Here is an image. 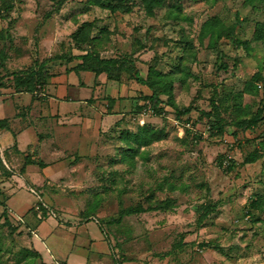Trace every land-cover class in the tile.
Listing matches in <instances>:
<instances>
[{"label": "rangeland", "instance_id": "obj_1", "mask_svg": "<svg viewBox=\"0 0 264 264\" xmlns=\"http://www.w3.org/2000/svg\"><path fill=\"white\" fill-rule=\"evenodd\" d=\"M85 53L149 68L163 111L63 132L57 157L45 147L43 183L24 172L5 191L0 264H47L16 223L40 222L38 200L56 215L42 252L53 264H264V0H0V92ZM77 81L59 71L46 94Z\"/></svg>", "mask_w": 264, "mask_h": 264}, {"label": "crops", "instance_id": "obj_2", "mask_svg": "<svg viewBox=\"0 0 264 264\" xmlns=\"http://www.w3.org/2000/svg\"><path fill=\"white\" fill-rule=\"evenodd\" d=\"M79 63L80 61L73 60L67 64L65 63L58 70V72H74L78 78L75 85L62 83L63 86L61 85L58 89L61 91L60 93L57 90L56 94L49 93L47 95L46 89L45 95L41 99H37L28 93H7L4 89L0 93V121H6L5 123L7 124V127L0 128V145H5L4 148L6 149V151H2L0 146V190L2 189L0 193L3 192L6 206L13 212L15 207L13 205L11 207L8 201L15 199V196L11 194L5 196V194L10 193L11 188L15 193L21 190V187L14 182V179L18 181V178L24 172L32 181L37 180L40 183H43L41 181L43 175L48 177L45 173V170L49 168L47 165V167L37 169V175L31 177V171L26 169L28 166H24L25 156L30 155L32 160L38 162L42 160L41 157L45 152L43 151L45 150L44 148L54 146L53 153L47 156L48 158L57 157L62 149H58L55 145L61 133L76 132L86 136H93L92 134L98 132L100 128L122 122V120L126 119V116L132 115L136 110V106H142L145 103L141 96L149 95L150 90L148 87L125 78H122L119 82L109 81L104 74L95 76L89 71L74 70L73 68ZM58 72L51 73V77ZM143 72L146 75V72L142 70L140 73L141 77H145L142 74ZM69 90H73L76 96L71 98L68 95ZM9 101H11L10 107L13 109V113L11 116H6V106L8 104H5ZM73 101L78 104H73V107L67 106L70 104H65ZM88 107L89 112L84 113ZM5 132H7V135ZM20 146L24 151H22ZM34 149L38 151L36 152ZM21 153L23 156L20 155ZM17 168L19 171H17ZM25 181L27 180L25 179ZM5 191L7 192L5 193ZM33 206H36V204H32L28 211L34 216L33 218L36 217V220L40 222L30 228L29 224L33 223L32 219H30L29 224L26 222V225L29 228L28 230L36 231L35 235H33L35 241L32 242L34 250L38 252L44 263L53 264L44 261L42 254L43 250L46 249V240L51 235L49 231L51 228L45 223V218L41 219L40 212L32 211ZM38 217L40 218L38 219ZM60 223L69 225L62 221ZM84 240H87L88 243L91 242L89 239ZM39 242H43L44 246ZM106 252L98 254L102 258L109 254V250ZM61 264H68L67 257L66 260L64 257V261H61ZM86 264H89L88 260H86Z\"/></svg>", "mask_w": 264, "mask_h": 264}, {"label": "trees", "instance_id": "obj_3", "mask_svg": "<svg viewBox=\"0 0 264 264\" xmlns=\"http://www.w3.org/2000/svg\"><path fill=\"white\" fill-rule=\"evenodd\" d=\"M134 57V56H133ZM73 60L80 61L79 64H77L76 67H74V70H82V71H89L92 72L95 76L99 74L106 75V78L109 81H116L119 82L122 80V78H125L129 81H134L137 84H140L142 86H146L150 90V94L146 96H141L142 100L145 102L142 106H136L135 107V113L138 114L141 113L143 109L150 107L153 111V114L160 115L163 111V103L161 102L160 96H158L159 90L157 87L152 86L150 83L149 75L152 73V71L147 69V73L145 77H141L140 73V67L136 65L137 62L133 61L134 66H130L127 64L125 66L123 62L117 61L115 58H108V59H99V58H92L91 54L85 53L73 56L72 59L66 60L65 63H69ZM0 67L2 66V62L0 61ZM139 65V64H138ZM44 77L41 75L36 74L35 76H32V78L26 79V78H14L13 80V89L10 93L18 94V93H28L33 95V97L37 99H41L46 92V87L48 85V80L51 77V73L45 72ZM1 90V89H0ZM1 93V92H0ZM257 114H264V103L259 107L257 110ZM259 122V119H253L249 120L247 123L244 121L239 124V127L246 131L250 130L253 127H255ZM7 127V124L4 121H0V128ZM208 130L216 129L218 128L217 125H212L211 128L208 126ZM237 143L239 140L236 138ZM37 152V151H36ZM232 163V162H231ZM230 161L227 165L226 171H232L233 167L235 166L233 163L231 164ZM37 165L40 169L44 168L46 164L41 163V161H34L31 159L30 155L25 156L24 158V166L26 165ZM225 169V168H223ZM2 194H0V206L2 207V211L0 212V218L4 219V222H14L12 220V217L10 215V210L6 206L5 199L1 200ZM38 205L36 206L40 210H36L32 208V211L35 210L36 212H40L42 215V218L44 219L48 214H53L47 210L46 207H43L41 204V201H37ZM259 204H256L255 207H258ZM35 207V208H36ZM136 210L129 209L127 210V213H135ZM56 216V215H55ZM17 227L22 228L24 225L25 230H28L26 223L24 222H16ZM26 225V226H25ZM22 226V227H21ZM102 230V229H101Z\"/></svg>", "mask_w": 264, "mask_h": 264}, {"label": "built area", "instance_id": "obj_4", "mask_svg": "<svg viewBox=\"0 0 264 264\" xmlns=\"http://www.w3.org/2000/svg\"><path fill=\"white\" fill-rule=\"evenodd\" d=\"M140 115H142L143 118H145L146 116L153 115V111H152V109L150 107H148V108L143 109V111L141 112ZM192 130H193V128H192ZM234 142H237V140L235 139ZM16 222L20 223V222H22V219L19 218Z\"/></svg>", "mask_w": 264, "mask_h": 264}]
</instances>
